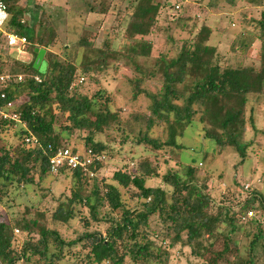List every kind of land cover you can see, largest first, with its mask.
<instances>
[{
    "label": "trees",
    "instance_id": "trees-1",
    "mask_svg": "<svg viewBox=\"0 0 264 264\" xmlns=\"http://www.w3.org/2000/svg\"><path fill=\"white\" fill-rule=\"evenodd\" d=\"M32 1L25 0V5L20 0L7 1L5 33L25 37L26 49L35 58L40 51L43 56L37 65L35 59L24 63L0 58V75H24L21 81L13 77L0 85V94H6L0 97V105L12 103L11 111L19 116L17 122L0 118V141L6 140L9 128L19 130L16 146L0 143V204L15 200L19 190L28 193L35 186L44 190L42 183L52 174L49 146L53 151L70 148L81 159L90 150L92 161L86 167L64 166L56 174L69 176L72 185L62 200L56 198L51 212L44 209L45 200L34 207L27 205L24 215L7 213L0 221V264H169L173 248L189 249L187 264H236L238 259L239 264H253L251 246L264 239L259 219L264 215V194L255 188L229 187L216 200L206 191L208 172L200 176L199 165L231 148L244 166L252 146L247 135L264 131L250 106L252 96H264V10L258 19L244 20L254 23L260 41L258 64L237 60L234 65L225 58L227 62L222 63L216 46L209 43L212 28L206 24L198 29L181 24L188 36L178 45L164 42L167 45L153 55V43L146 38L151 32H169V26L157 23L161 5L169 7V2L132 0L124 30L125 39H136L132 52L95 49L82 37L78 46L92 47V55L87 49L78 66L68 58L65 46L61 54L50 49L55 34L43 7L35 6L41 13L38 23L24 20L25 14L34 16ZM209 3L213 8L218 0ZM244 4L264 8V0H244ZM86 11L104 12L95 0L87 3ZM46 33L51 35L49 40L44 38ZM1 41L8 45L5 34H0ZM110 59L115 62L112 67ZM118 59L132 69L123 76V91L97 87L88 94L79 82L76 85L79 74L83 81L100 83L109 71L121 67ZM116 95L124 99L122 105H117ZM158 127L165 138L158 134ZM188 128L201 131L203 140L210 142L208 148L185 146ZM83 131L86 134L81 136ZM98 134L105 140H97ZM27 136L37 142L27 143ZM73 136L74 144H69ZM113 143H132L152 154L131 158L110 178L98 182L106 159L114 155ZM187 149L192 157L184 160L181 154ZM176 152L177 168L160 173V161L167 163ZM150 179H160L167 188L147 185ZM41 194L44 199L50 195ZM82 207L88 215L81 212ZM249 211L254 217L247 216ZM155 216L158 229L151 226ZM249 223H254L255 230L242 256L235 236ZM57 224L73 225V236L64 238ZM14 230L25 234L21 242L17 243Z\"/></svg>",
    "mask_w": 264,
    "mask_h": 264
},
{
    "label": "rangeland",
    "instance_id": "rangeland-1",
    "mask_svg": "<svg viewBox=\"0 0 264 264\" xmlns=\"http://www.w3.org/2000/svg\"><path fill=\"white\" fill-rule=\"evenodd\" d=\"M20 1L22 5H25V0ZM89 1L90 0H33L30 8L35 17L29 18V16L25 14L24 20L29 22V24L36 23L41 13L35 6L43 7L46 21L54 30L55 34L54 45L50 49L61 54V49L65 46L68 48V58H70V60L73 58L78 66L83 61V56L85 52L87 53V49L89 51V56L92 55L90 52L92 51V47L78 46L82 37L89 39L95 49L109 47L111 50L115 51L132 52L131 47L136 44V39L128 40L124 37V30L130 14L132 13V0H95V4L103 9L104 12L102 13L87 12V3ZM154 1L160 3L164 0ZM167 1L169 2V7L161 5L162 7L158 14L157 23L158 26H169V32L164 30L160 31L161 33L151 32L146 38L153 43V55H156L161 47L167 45L164 42H167L168 46L174 45L175 43V45H178V42L188 36L185 28H181V24L184 23L188 27L195 25L197 29L202 24H206L212 28L209 43L216 46L219 56L222 57V63L228 61L235 65L237 60L243 64L257 63L260 41L255 37L256 30L253 28L254 23H245L244 20L249 17L258 19L261 15V11L264 10L263 7L247 6L244 4V0H234L233 2L218 0L217 5L213 8L209 6V0ZM175 6H179V8ZM38 26L37 24V29H39ZM50 36V34L46 33L44 37L45 40H49ZM239 47L241 50H237ZM244 55H246V57ZM0 58L4 61L8 60V62H10L11 59L24 63H29L36 59L33 53L26 49V46L19 50L17 47L6 45L3 41L0 42ZM224 58L227 61H225ZM119 61L121 67L118 71L114 73L109 71L106 76L102 77L100 83H93L87 78L83 81L82 76L79 74L75 82L76 85L79 82L78 84H80V86L82 85V90L88 94L97 87H106L113 92L118 88L120 92L123 91V87H125L123 86V76L130 74L132 69L124 63L123 59ZM109 64L112 67L115 62L110 59ZM109 67L107 66V68ZM40 69L41 71L45 70L44 64ZM78 69L80 70V68ZM79 72L80 71H78V73ZM114 98H116L117 105L123 104L124 99L121 96L116 95ZM250 106H253L255 110V115L258 119L257 126L261 130H264V96H252ZM157 131L160 137L163 136L162 138H165L163 128L158 127ZM18 132L19 130L16 127L9 128L6 140L2 139L0 141L1 145L7 146L9 143L11 146H16L18 143ZM85 134L86 132L83 131L81 136ZM96 139L102 141L105 140V137L103 134H98ZM247 140H251L252 146L248 148L247 155L249 159L246 160L244 166L240 163L241 157L231 148H225L214 160H208L207 164L204 162L202 165H199V168H201L199 173L200 176L206 175L208 172L209 177L205 181L206 191H208V193L210 192L216 200L223 196L229 187L237 191H245L247 187L250 189L255 188L264 194V177L263 175L260 177L262 171H264V131L259 132L257 136L249 133L247 135ZM68 142L69 144H74V136L71 137ZM208 143L210 142L203 140L201 131L191 128L187 129L186 136L183 140L185 146L192 149H205L208 148ZM111 146L114 155L106 159L105 168L100 172L98 182L102 178H110L116 169L121 168L125 162L131 160V158L139 160L144 156L152 154V152L148 151L146 148L132 143H126L124 145L113 143ZM177 156L178 154L176 152L172 154L173 159H167L169 160L167 163L160 161L159 172L164 173L168 167L177 168L175 163V160L178 159ZM181 156L184 160H189L192 157L188 149L184 150ZM129 170L133 171L131 167ZM89 183L92 184V181L89 180ZM71 185L72 181L69 176L50 174L42 183L44 190L41 191L40 186H35L34 190H30L28 193L19 190L15 195V200H11L5 204L3 203L2 205L0 204V221L6 218L9 212L15 215H24L27 205L34 207L39 201L46 200L48 205H46L44 209L51 212L54 210L53 207L57 202L56 198L59 197L61 198L60 200H62L65 194L69 193ZM147 185L163 186L167 188L160 179H150ZM42 192L43 194L50 193V195L44 199L41 194ZM8 205L10 207H8ZM81 210L85 215H88L87 209L82 207ZM254 215L253 212V217ZM157 219L158 218L155 216L151 221L152 229L161 227ZM259 219L264 229V215L260 216ZM252 224L243 225V227L245 226L244 231L238 232L235 236L239 252L242 256H245L248 244L251 242V234L255 230L254 223ZM72 226L67 228L64 227V225L57 224L56 228L61 231L64 238H67L73 236ZM246 232H249L250 235L248 236ZM14 234L16 235L17 243L25 238V234L19 230H14ZM183 238H185V232H183ZM217 244L220 245L221 242L218 241ZM166 245V243H163V246ZM250 250L254 259L253 264H264V239L255 242ZM169 252L171 254L169 257V264H187L189 249L173 248L171 251L169 250ZM239 261L240 259L236 261V264H239Z\"/></svg>",
    "mask_w": 264,
    "mask_h": 264
},
{
    "label": "built area",
    "instance_id": "built-area-1",
    "mask_svg": "<svg viewBox=\"0 0 264 264\" xmlns=\"http://www.w3.org/2000/svg\"><path fill=\"white\" fill-rule=\"evenodd\" d=\"M7 1L8 0H0V13H3V15H0V34L6 35V42L9 46L17 47L19 50L24 47L26 43V38L18 36L14 33H5L4 31V25L8 18V8H7ZM15 77L17 80L21 81L24 77L22 74H3L0 75V85L4 82L9 81L11 78ZM36 80H38V76H34ZM1 98H5L6 94L2 92L0 94ZM13 104L8 103L4 106L0 105V118L2 119H8L12 121H19V116L12 112ZM25 141L27 143L30 142H37V140L33 137L27 136L25 138ZM48 161H49V168L50 171L53 174H58L60 170L64 166H68L71 168H77V167H86L87 164L91 163L92 157L90 156V150L87 154H84V158L81 159L78 154L73 153L70 148H57L55 151L52 150V148L49 146L48 148ZM105 159V158H103ZM132 165V163H130ZM93 173L90 172L89 176H92ZM253 214L252 212H247V216L251 217Z\"/></svg>",
    "mask_w": 264,
    "mask_h": 264
},
{
    "label": "water",
    "instance_id": "water-1",
    "mask_svg": "<svg viewBox=\"0 0 264 264\" xmlns=\"http://www.w3.org/2000/svg\"><path fill=\"white\" fill-rule=\"evenodd\" d=\"M42 56H43V52L40 51V52L37 54L36 59H35V64H36V65L39 64V63L41 62V60H42Z\"/></svg>",
    "mask_w": 264,
    "mask_h": 264
},
{
    "label": "clouds",
    "instance_id": "clouds-1",
    "mask_svg": "<svg viewBox=\"0 0 264 264\" xmlns=\"http://www.w3.org/2000/svg\"><path fill=\"white\" fill-rule=\"evenodd\" d=\"M0 15H3V13H0Z\"/></svg>",
    "mask_w": 264,
    "mask_h": 264
}]
</instances>
